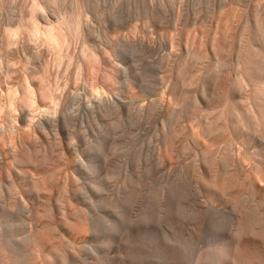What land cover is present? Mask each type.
Returning a JSON list of instances; mask_svg holds the SVG:
<instances>
[{"label": "rangeland", "instance_id": "rangeland-1", "mask_svg": "<svg viewBox=\"0 0 264 264\" xmlns=\"http://www.w3.org/2000/svg\"><path fill=\"white\" fill-rule=\"evenodd\" d=\"M158 10L162 14L161 19L158 17L160 15ZM35 13L43 14L52 21L53 25L63 24L66 28L70 26L71 28L68 29L71 33L75 31V29L71 31L72 27L78 28L80 25L78 28L80 40H72L70 52L75 53L76 57L81 56L79 58L80 63H84V69L82 68L84 72L81 70V80L74 76L73 85L75 88H85L87 93L84 90H71L72 92L62 97L56 117L61 133L71 145L63 150L60 149L62 152L59 160L50 165L56 175H52L51 182H53L49 183V189L46 187L44 188L46 191L42 192L40 189L38 191L34 189L36 192L27 193L25 190H18L12 194L4 191V188L0 190L2 237H0V264H197L199 253L211 244L210 233L220 212L218 209L223 208L225 204L222 199L210 197L202 191L203 182L193 175L192 163H198V167L203 171L207 161L213 170L220 171L224 167L223 155L231 150L233 156L243 162V172H245L240 174L236 188L244 196L249 192L247 170L257 156L252 154L255 151L254 142L249 145L244 142L250 136L248 131L235 130L232 126L224 125L227 128H214V132H209L205 129V124L213 119L217 120V115L218 122L222 123L225 120L226 110L228 112L231 110L232 114H230L234 116L233 112L240 107L241 110L238 109V112L243 110L242 112L249 113L254 109L258 111L257 109L260 110L262 107L263 94L259 91L264 90H255L258 85L264 83V76L253 75L254 79L247 72L244 73L241 71L243 68L239 66L238 59L241 49L247 47L251 41L249 45H252L251 47L256 51L248 47L254 51L253 54L262 53L257 54L262 65L260 67H264V50L259 49L261 47L259 40L254 41L252 38L253 34H257L258 15L264 17V0H0V45L3 40L10 37L12 31L19 29L21 32V36L16 39L18 42L11 49H20L22 53L17 51L18 53L9 56L11 63L7 64L6 61L3 63L4 73L10 67L15 72L10 81L21 77L25 64L28 67L37 64L36 56L27 48L31 45L28 35L33 26L32 22L35 21L33 18L37 19ZM78 21L80 24L76 26ZM225 26H227L225 33L231 34L234 38L231 37L229 40L232 45L228 44L225 52L220 51L218 54L213 47ZM228 27L231 29L229 30ZM249 34H252L250 36L252 40L247 36ZM88 38H92L98 48L96 47L97 51L93 53L95 58L91 61L92 65L89 64L90 66L86 68V61L82 58L81 52L87 55L86 53L90 54L92 49L88 44L81 45V43ZM193 38L194 41L198 39L197 45L202 42L199 45L200 49L196 46L199 52L201 50L198 56L195 55L198 58L197 62H195L196 57H193L194 42H191ZM244 43L247 46H243ZM49 60L48 56L41 60L43 64L49 65L48 68L46 65L39 71L37 79H50L49 82H52L48 85L47 79L45 85L52 88L56 81L55 77L53 78L56 76V69ZM185 68L189 69L185 70ZM222 69L224 73L221 71V74ZM72 70L73 65L69 71ZM184 70L188 73L187 76L183 74ZM225 72H228L227 79ZM40 73L41 75L46 73L43 75L44 78ZM190 73L195 76L198 74L200 77L192 76L191 79ZM215 75L219 76L217 81ZM222 76L226 79L225 82L222 81L223 84L220 82ZM238 77L241 78V82ZM207 79L210 82H207ZM212 81L216 85H213ZM205 83L208 89L207 87L205 89ZM93 85H101L105 88L102 107L94 113L90 110L91 96H89V87ZM217 86L218 90L220 88L219 91ZM178 87L183 91L189 90V96L203 89V92L200 91L201 94L210 96L207 103L209 104L210 101L215 103L213 102V105L211 103L210 106L206 103L202 105L198 103L193 106V110L192 106L188 107L190 98L187 95L185 96L189 101H186L185 96L181 97L182 101L184 98L187 102L184 104L181 98L178 99L171 92L173 88ZM209 89H213L214 94H211L212 91ZM208 90L211 92L208 93ZM200 92L195 96H200ZM215 92H219L216 94L219 97L214 98ZM255 92L256 95L261 94V97L255 96ZM56 94H60V91ZM254 96L260 99V107L259 101L257 100V103ZM152 101L154 102L150 105ZM108 104L111 108H106ZM254 105L258 107L255 108ZM181 108L184 109L180 110ZM178 109L182 113L177 112ZM187 109L188 112L185 111ZM178 123L182 127L177 130ZM255 134L254 141L264 146L262 132ZM106 137L109 139L108 143ZM195 139L206 149L205 152L199 151ZM40 140H34L37 148L45 143V140ZM98 143L102 146L107 145L105 148L100 146L103 150L99 148L98 152L95 147L96 145L98 148ZM102 152L105 156L102 155L104 158L101 159ZM102 160L106 163H102ZM31 165L26 164L24 167L27 166L26 169L32 170L33 165ZM84 165L89 166L90 169L93 165V168L90 170ZM94 166L98 169L102 168L97 170L98 173H94L97 169H94ZM4 175H7L6 169L1 164L0 179ZM100 182L102 188L99 187ZM124 193L131 195L126 198L127 195ZM196 210L199 212L195 213ZM220 215L223 221L222 229L228 234L227 213L221 211ZM70 221L73 222L72 225ZM149 223L153 225V229L158 226V229L163 228L170 234L171 238L166 241L168 245L165 252L157 246L154 247L156 245L154 240L145 242L148 237L150 238L148 233L152 229ZM22 224L26 227L32 224L41 231H46L42 232L44 246L37 248L42 252V258H36L31 248L21 247L17 254L8 252V255L3 252V243L7 241L5 238L10 231H15L16 236H19H15V240L22 238L20 236L25 230ZM139 224L143 229L139 228ZM131 225H138V228ZM145 225L150 229L148 230ZM14 227L15 229L20 227L22 231L14 230ZM131 227L135 229V233L130 230ZM144 227L148 230L147 235H143ZM124 228L127 234L122 231ZM136 229L144 231L138 238L136 237L137 242L134 246L129 245L134 249L129 248L125 239L127 235L130 236L128 233L130 231L131 235L139 234L136 233L138 231ZM20 232L23 234H19ZM112 233L113 239L119 237V233L123 234H119L120 237L116 239L120 244L116 240L117 245L104 242L110 236L112 238ZM142 235L145 240L141 239ZM121 237L126 238L120 241ZM123 242L125 245L122 244ZM6 257L10 260L7 261Z\"/></svg>", "mask_w": 264, "mask_h": 264}, {"label": "bare ground", "instance_id": "bare-ground-1", "mask_svg": "<svg viewBox=\"0 0 264 264\" xmlns=\"http://www.w3.org/2000/svg\"><path fill=\"white\" fill-rule=\"evenodd\" d=\"M154 10L155 9H153V11ZM156 11L157 10H155V12ZM218 11H219V9H218ZM148 12H150V11H148ZM159 13H160V15H158V17L160 18L162 16V14L160 11L158 12V14ZM35 15H36V13H35ZM36 16H37V19H36V17L33 18V20H35V21L32 22L33 26L29 32V35H28L29 40H30L29 42L31 45L28 43L30 46H28L27 48L29 51L32 52V55L36 56L35 62L37 64L32 65V67H28L25 64L24 69L22 71V75L18 80L13 79L12 81H10V79L12 78V75L15 72L12 69H10L11 68L10 67L8 69V71L4 73V70H3L4 64L3 63L5 61L7 62V64L11 63L12 60L9 59V56L14 55L17 51L20 52V49H17V50L11 49V47L18 42L16 39L19 38V36H21L20 30L18 29V30L12 31L10 37L7 38L6 40H3L4 42L1 43V45H0V165L2 164L5 167L6 173H7V175H4V177H2L0 179V190L4 188V191L6 190V192L9 194H12V192H15L18 190H21V191L25 190L26 193L29 191L36 192L39 189L41 192L46 191L45 189H46V187L48 188L49 183L51 182V177L55 173L54 169H52L50 165L53 162H55L57 159L59 160L61 152H62V151H60V149L63 150L65 148H67V146L70 147L69 145H71V143L66 141L67 138L65 137V135L63 136V133H61L60 128H59L60 125H58L59 122H58V119L56 117V114L58 112V108L61 104V100L63 99L62 97L65 96L67 93L72 92L71 90H75V91L84 90L85 91V88H75L73 85L74 84L73 78L75 75L77 76V79L78 78L80 79V77L82 75L81 70H82V68L84 69V67H83L84 63L83 64L80 63L79 57H81V56L76 57V56H74L75 53L73 54V52H70L71 51L70 47L72 46L71 45L72 40L73 39H75V40L77 39L76 41L80 40V33H78L80 31V29H78L80 27V25L78 26V28L72 27L71 31L73 29H75V31L73 30L74 32L71 33L69 31L70 29H68V28H71L70 26L68 28H66L63 24H62L63 26L62 25L59 26L58 24H57L58 26L53 25L52 21L49 20L48 18H46L43 14L36 15ZM33 17H34V15H33ZM78 23L80 24V22L78 21L77 24H75V25L77 26ZM61 26L64 28H62ZM226 27L227 26H225V28L223 29L224 33L221 31V34L219 35L220 38L218 40L217 39L215 40L216 43L215 44L213 43L215 46L213 48H215L214 50L217 51L218 54L220 53V51H224L227 48L228 44L232 45V43H229V40L233 36H231V34L227 35L225 33V31H227ZM76 29H78V31ZM230 29L231 28H229V30ZM256 29H257V34H253L254 37H252V38H254V41H255V39L259 40L260 46H261L259 49L264 50V17L263 16L258 15V17L256 19ZM247 36L250 37V36H252V34H249ZM195 38H198V37L195 36ZM195 38H193V40L191 41V42H194V44L192 43L194 46V49L192 48V45H191V49H193L192 51L194 54L193 57H196L200 54L201 50L199 52V49L201 48V46H199V45H201V43H202L201 42L202 39L198 38L199 40H201L200 41L201 43H198L199 45H197L198 39L196 41H194ZM245 38H246V36H245ZM252 38H251V40H252ZM91 39L88 38V39H85L82 43L80 42L81 45H87L88 44V47L91 46L89 48H91L93 51V52L92 51L90 52L89 48H88L89 50L86 51L87 47L84 46V48L86 49V50H84V52L85 51L90 52V54L86 53L87 55H85V53H82L83 51L81 52L82 58L86 61V64H85L86 68H87V66L89 67L90 66L89 64H91V61L94 60L95 57H93L94 56L93 53L95 52V50L97 51V48H98L97 44H95V42ZM14 40H16V42H14ZM247 40H249V39H247ZM243 41H246V40H243ZM254 41H252V43H254ZM247 43H249V42H246V44ZM250 43H251V41H250ZM246 44L244 43L243 46L244 45L247 46ZM249 44H248V46L251 47L252 45H249ZM196 46H198L199 49H197ZM248 46L245 48L243 47L244 49H241L242 51H240V56L238 55L239 56L238 63L240 64L239 66H241V68H243V70H241V71L247 72V74L248 75L250 74V76H253V75L264 76V69H263L264 67L261 68L262 67V65H260L261 61L258 60V54L261 55L262 53L257 52L258 53L257 54L255 52L257 55L253 54L254 51H256V50H254L255 48L251 47V48H253V50H254L253 51ZM93 48H95V49L93 50ZM82 49H83V47H82ZM250 51H253V52L251 53ZM224 52H222V53H224ZM226 52H227V50H226ZM20 53H22V52H20ZM202 54H204V53H202ZM237 54H239V51ZM46 56L50 57L49 62H51L50 64L53 63V66L56 69V74H55L56 76H53V78L55 77L54 80L56 79V81H55V85L52 88H51V86L46 87V85H45L46 80L48 79L46 77V75H45V77L47 78L46 80L45 79H39V78L37 79V74H39V71L43 70L47 65V63L45 65V64H43V62H41V60ZM202 56H201V58H202ZM196 59H198V58L197 57L195 58V62H197ZM227 59H229V58H227ZM222 61H224V60L222 59ZM48 65H47V68H48ZM72 65H73V70L70 72L69 69L71 68ZM186 66L188 67V65H186ZM61 68H62V70H61ZM186 69H189V68H185V70ZM190 69L192 70L193 68H190ZM185 70L183 72H185ZM221 71H223V73H224L223 69L220 70V72ZM68 72H69V74H68ZM240 73H242V72H240ZM44 74H46V73H43V75ZM183 74L186 75L188 73L185 72ZM221 74H222V72H221ZM226 74H228V72L227 73L225 72L224 75H226ZM40 75H41V73H40ZM43 75H41V76L43 77ZM190 75L191 76L189 78H191V79H193V77L197 78V76H199L198 74L195 76V74H192V73H190ZM186 76H184V77H186ZM244 76H246V74H244ZM215 77H216V75H215ZM218 77L219 76L216 77V81L218 80L217 79ZM225 77L227 79V75ZM225 77L220 79L221 80L220 82H222V81L225 82L226 81ZM228 77H229V75H228ZM238 78H240V77H238ZM112 79H113V77H112ZM191 79H190V81H191ZM254 79H255V77H254ZM49 80L50 79H48V82H47L48 85H49V83L52 82V81L49 82ZM61 81H62V83H61ZM85 81H87L86 78H85ZM183 81L184 80H182V82ZM228 81H227V83H228ZM241 81L242 80L240 78L239 82H241ZM188 82H189V80H188ZM207 82H210V81L208 80ZM113 83L115 84V82H113ZM212 83H213V81H212ZM222 84H223V82H222ZM206 85H207V83H205V89H206V87L208 89L209 87ZM210 85H211V83H210ZM213 85H216V84L213 83ZM225 85H226V83H225ZM262 85L261 86L258 85V88L255 91H259L258 89L264 90V85H263V88H262ZM218 86H217V91L220 90V88L218 90ZM224 86H222V88ZM228 87H229V84H228ZM89 88H90V91H89L90 95L89 96H91V98H90V102H91L90 110L92 111V113H94L96 110H98L102 107V104L104 101L103 100V94L105 93V88L101 85H93L92 87H89ZM106 90H107V88H106ZM209 90L212 91V92L210 91L211 94L214 91L213 89H209ZM209 90H208V93H210ZM58 91H60V94H56V92H58ZM188 91L189 90H185V91H183V89L180 90V88L178 87V88H173L171 92H173V94L178 99L187 95L190 98V101L188 100L187 96H185V99L187 98L186 101H189L188 103L185 101L184 98H183L184 101H182V98H181V101L183 103L186 102L188 104V107H190V108H191V106L193 108V106H195V104H198V103L201 105L203 103L208 104L207 101L209 100L210 96H208L209 94L208 95L207 94H201L203 92V89L199 90V92L202 91V92H200V94H201L200 96H198V95L195 96V94H197V93L199 94V92L196 91L197 93H195V94L193 92L192 95L194 97L191 94H190L191 96H189ZM221 91H222V89H221ZM226 91H227V89H226ZM226 91H224V92H226ZM85 92L87 93V90ZM106 92H108V91H106ZM259 92L263 94L262 98H264V93H263L264 91L261 92V90H260ZM217 93H219V92H215L214 98L219 97V95L216 96ZM256 93L257 92L254 93L255 96L259 97V95H260V97H261V94L256 95ZM220 95H221V92H220ZM223 96H224V94H223ZM255 96H254V98H256ZM221 97L222 96H220V98ZM214 98H211V99L215 100ZM262 98H261V100L264 101V99H262ZM223 100H224V98H223ZM257 100H258V98L255 99L256 102H257ZM154 101H152V103H150V105H152ZM258 101H259V107H260V104H261L260 99ZM263 101H262L263 104H261L262 107H260V110L257 109L258 111H256L255 109H254L255 111L254 110L252 111L251 110L252 107H251L250 108V110L252 111V112L250 111L251 113L246 112V111L242 112L243 110L238 112V109H240L241 107L238 108L236 106V108H238L236 111L237 113L233 112L235 114L233 116V115H231L232 114L231 110H229V112H228V110H226L228 112V114H227V112L225 114L223 112L224 111V109H223V111L221 110L222 111L221 113L225 114V120L222 119L223 120L222 123L218 122L219 117L217 118V116H218L217 115L216 116L217 120L213 119V121H211V122L208 121L209 123L205 124V129L209 132H214L215 131L214 128L215 129H221V128L225 129L226 126H224V125L232 126L235 130L246 129L248 131L247 132L248 135H250V136L248 137L247 141H244V142L247 143L248 145L250 143L254 142L253 146L255 148V151L252 154H254L257 157L255 158L254 162L251 163L250 168L247 170V172H248L247 178L249 180V192H248V194L246 193L247 196H244L243 193L241 191L237 190V188H236L239 184V181H240V174L245 173V172H243V169H244L243 162L240 159L235 158L233 156V154L231 153V150L223 155L222 161H223L224 167L220 171L213 170L207 161H206V164L204 165L205 169L203 171H201L202 169H200V167H198V163H196V162L192 163L191 167H192V170L194 172L193 175H196L203 182V185L201 186L202 191L207 193L210 197L222 199L224 201V204H225L223 208L218 209V211H220V212L217 214L218 216L216 217V223L213 225L212 231L210 233V242L209 243H211V244L206 249H204V251L202 250L203 252L199 253V255L196 259L197 264H264V154H262V152H264V146L262 144H257L254 141V138H255L254 136L256 135L255 133L262 132V135H263L262 140L264 142V107H263L264 102ZM213 102L210 101V103L208 105L210 106L211 103L213 105ZM216 102H219V101H216ZM155 103H157V101ZM186 103H184V104H186ZM185 107L187 108V106H184V108ZM199 107H202V106H199ZM199 107H198V109L201 110V108H199ZM257 107H258V105L255 106V108H257ZM106 108H111V105H109V104L106 105ZM173 108L176 109V107H173ZM184 108H181L180 110H182ZM223 108H225V107H223ZM174 109H172V112ZM198 109H196V110H198ZM193 110H194V108H193ZM193 110L191 109L192 112H193ZM107 111H109V110H107ZM178 111H179V109L177 110V112ZM185 111L188 112V109ZM191 111H189V113H191ZM233 111H235V110H233ZM179 112L182 113V111H179ZM174 113H176V111ZM183 113H184V111H183ZM219 115H221V114H219ZM174 116H176V115H174ZM177 120H179V119H177ZM177 120H175V121H177ZM193 120H194V118H193ZM16 122L18 123V125H16ZM196 122H197V120H196ZM196 122H194V123H196ZM179 127L181 128L182 126L179 125V123H178L177 130L179 129ZM180 130H183V129H180ZM107 137L109 138L108 135H107ZM108 138H107L106 143H108V140H109ZM40 139L45 140V143L43 144L42 147L37 148L36 144L34 143V140L38 141ZM105 139H104V141H105ZM208 140H209V138H208ZM206 141H207V139H206ZM99 142H100V140H99ZM195 143H196L199 151L205 152L206 149L201 145V143L197 139H195ZM98 144H99L98 148L95 145L97 151L99 150V148H100V150H103V148L101 149V147H100L102 145H100V143H98ZM106 145L103 144L102 147L105 148ZM105 153L106 152L104 151V154ZM249 153H250V151H249ZM104 154L102 152L101 159L104 158V157H102V155H104ZM245 154H248V152H245ZM210 160H212V159H210ZM104 162H105V160L102 163H104ZM26 164L27 165L32 164L33 165L32 170L26 169L27 166L24 167ZM105 165L107 166V164H105ZM105 165H104V168H105ZM91 166H92L91 167V169H92L93 165H91ZM97 166L96 167L94 166V169L97 168L94 171V173H98L99 171L97 172V170L102 168V167H100L98 169ZM99 166H101V165H99ZM86 167L89 168V166H85V168ZM201 167L203 168L202 165H201ZM81 169H83V168H81ZM109 169L110 168H108V171H109ZM53 171H54V173H53ZM85 174H86V172H85ZM107 174H109V173H107ZM54 175H56V174H54ZM108 176H105V177L108 178ZM72 181H75V180L72 179ZM101 185H102V183L100 184L99 187L102 188L103 185L102 186ZM130 191H132V190H130ZM21 193H23V192H21ZM125 195H127V194H125ZM129 195H131V193L125 197L128 198ZM23 199L24 198H22V201H24ZM123 199H125V198H123ZM25 202H27V201H25ZM217 204H219V203H217ZM221 211H223V212L225 211L227 213L228 223H229L228 224L229 225V228H228L229 233L228 234H226L222 229V224H223L222 222L223 221H222V218L220 215ZM198 212H199L198 210L195 211V213H198ZM179 219H180V217H179ZM70 222H72V221H70ZM72 224H73V222L71 223V225ZM149 224H150L149 226L153 229V225H151V223H149ZM8 225L9 224H7V226ZM139 225H140L139 228L143 229V227H141V224H139ZM22 226H23V224H22ZM24 226H23V228H24ZM131 226H134V228H136L138 225L137 226L131 225ZM146 226H148V225H145V227ZM145 227H144V229H145ZM15 228L16 227H14V230H18L20 227L19 228L17 227L18 229H15ZM128 228H126V229H128ZM156 228H154V229H156ZM44 229H45V227H44ZM147 229H145V231L136 229V230H138L136 233L139 232V234H136V235L135 234L131 235L132 232L130 231V232H128V233H130L129 234L130 236L127 235V238L121 237L120 241H121V239H123V241H124V239L126 238L125 242H127V244H128L127 247L129 245L134 246L135 242H137L136 241L137 238L139 237V235L142 234L143 231H144L143 233H145L143 235H147L146 231L148 233V230L150 228L148 230ZM152 229L148 233V235L152 239H150L147 236L148 239L146 241L143 238V235L141 236L142 238L141 237L140 238L145 240V242H147V243H148V241L151 242V240H154V243L156 242V245H154V247L157 246V247H159V249H161V251L165 252L167 250V245H168L166 241L171 238L170 234L166 230H163V228L162 229L157 228L156 230H154V229L152 230ZM130 230H133L132 227ZM134 230H133V233H135ZM3 231L5 234V227H4ZM20 231H22V230H20ZM122 231H124V233H125V228ZM140 231H141V233H140ZM42 232L43 231H41L40 229H38L35 226H32V224H31L30 226L28 225V227L25 226V230L23 232L24 234L22 232L19 233V234L24 235V236L23 235L20 236V237H22L20 240H15L16 237H19L18 235L16 236L17 233L15 231H12V232L10 231L9 235H7L8 233H6L7 236L5 239H7V241L3 243V252L5 254H8V252L9 253L10 252H12V253L16 252V254H17L21 247L31 248L34 250L36 258H38V259L42 258V252L37 249L38 247L40 248V247L44 246L43 245L44 242L42 243ZM45 232H43V233H45ZM173 232H176V231H173ZM122 233H119V234H122ZM109 234H111V233H109ZM117 234H116V236H117ZM119 234H118V236L120 237ZM125 234H127V233H125ZM0 237H1V235H0ZM4 237H5V235H4ZM119 237H115V239H113L114 236L112 233V238L110 236V238L108 237L109 239L106 240L107 242L106 241H104V242L107 244L116 243V242L119 243V241L116 240ZM3 240H1V242ZM115 240H116V242H115ZM139 242H140V239H139L138 243ZM150 242H149V244H150ZM118 243H116V245ZM138 243H136V244H138ZM122 244H124V242ZM129 248H133V247L129 246ZM152 248H153V246H152ZM1 249H2V247H1ZM28 255H27V257H28ZM45 255H46V253H45ZM10 257H11V255H10ZM11 258H13V257H11ZM119 258H121V257H119ZM8 260H10V259L7 258V261ZM43 260H45V259H43ZM16 261H17V259H16ZM98 264H100V263H98Z\"/></svg>", "mask_w": 264, "mask_h": 264}]
</instances>
